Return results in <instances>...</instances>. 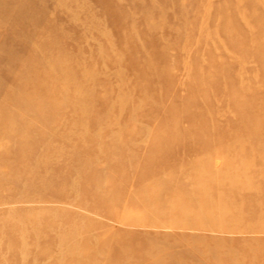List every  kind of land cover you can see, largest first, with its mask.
<instances>
[{
    "label": "rangeland",
    "instance_id": "1",
    "mask_svg": "<svg viewBox=\"0 0 264 264\" xmlns=\"http://www.w3.org/2000/svg\"><path fill=\"white\" fill-rule=\"evenodd\" d=\"M0 264H264V0H0Z\"/></svg>",
    "mask_w": 264,
    "mask_h": 264
},
{
    "label": "bare ground",
    "instance_id": "2",
    "mask_svg": "<svg viewBox=\"0 0 264 264\" xmlns=\"http://www.w3.org/2000/svg\"><path fill=\"white\" fill-rule=\"evenodd\" d=\"M28 233V232H27Z\"/></svg>",
    "mask_w": 264,
    "mask_h": 264
}]
</instances>
